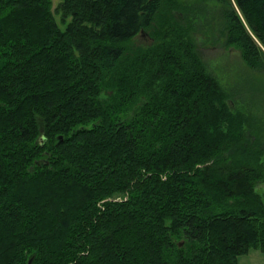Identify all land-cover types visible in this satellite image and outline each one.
<instances>
[{
  "label": "trees",
  "instance_id": "16d2710c",
  "mask_svg": "<svg viewBox=\"0 0 264 264\" xmlns=\"http://www.w3.org/2000/svg\"><path fill=\"white\" fill-rule=\"evenodd\" d=\"M212 6L0 0V264L264 252V89L238 81L264 69V0ZM199 33L239 49L233 78Z\"/></svg>",
  "mask_w": 264,
  "mask_h": 264
},
{
  "label": "rangeland",
  "instance_id": "374dc122",
  "mask_svg": "<svg viewBox=\"0 0 264 264\" xmlns=\"http://www.w3.org/2000/svg\"><path fill=\"white\" fill-rule=\"evenodd\" d=\"M59 0H53V4L56 5ZM210 3V6L213 7L216 0H205ZM144 36V37H143ZM146 35L143 33L140 34L138 39L145 38ZM200 39L198 40V48L200 53L204 57L205 60H208L209 64L214 66L215 71L222 77L224 76L225 79L227 77L229 79L233 78V74L237 70L242 69V58L239 52V49L233 46H223V41L211 42V40L206 39L203 33H199ZM222 66V68L220 67ZM222 70V71H221ZM255 71V70H254ZM224 73V74H222ZM241 73V72H239ZM253 72V74H255ZM244 79V78H243ZM246 80V81H245ZM240 80L241 88H247V80L253 81L252 83H248L250 85L260 84L262 89H264V69H261L259 75H253L251 78ZM249 81V82H250ZM258 85V86H260ZM264 96V90H263ZM264 190V187L262 188ZM242 264H264V252L260 248H253L248 255L244 256Z\"/></svg>",
  "mask_w": 264,
  "mask_h": 264
},
{
  "label": "water",
  "instance_id": "95a60500",
  "mask_svg": "<svg viewBox=\"0 0 264 264\" xmlns=\"http://www.w3.org/2000/svg\"><path fill=\"white\" fill-rule=\"evenodd\" d=\"M31 259H32V256L29 258V261H31Z\"/></svg>",
  "mask_w": 264,
  "mask_h": 264
}]
</instances>
